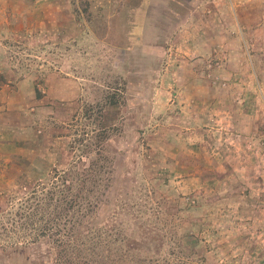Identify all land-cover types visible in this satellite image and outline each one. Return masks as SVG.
<instances>
[{"label": "rangeland", "instance_id": "obj_1", "mask_svg": "<svg viewBox=\"0 0 264 264\" xmlns=\"http://www.w3.org/2000/svg\"><path fill=\"white\" fill-rule=\"evenodd\" d=\"M2 20L1 197L99 144V221L133 264H264V0H0Z\"/></svg>", "mask_w": 264, "mask_h": 264}, {"label": "trees", "instance_id": "obj_2", "mask_svg": "<svg viewBox=\"0 0 264 264\" xmlns=\"http://www.w3.org/2000/svg\"><path fill=\"white\" fill-rule=\"evenodd\" d=\"M96 146L85 167L51 169L50 187L43 184L42 173L30 169L18 181L19 200L12 192L1 193L0 264H133V254L123 250L121 230L99 221L108 185L101 184L103 152ZM43 239L48 252L34 256L32 245Z\"/></svg>", "mask_w": 264, "mask_h": 264}, {"label": "crops", "instance_id": "obj_3", "mask_svg": "<svg viewBox=\"0 0 264 264\" xmlns=\"http://www.w3.org/2000/svg\"><path fill=\"white\" fill-rule=\"evenodd\" d=\"M9 7V6H8ZM8 7H6L5 6V8L4 9H6V11H10V9L8 8ZM11 7V6H10ZM1 10H3V9H1ZM22 10V14L24 15L25 13V11H24V8H22L21 9ZM5 28L6 27V22H5V20H2V21H0V28Z\"/></svg>", "mask_w": 264, "mask_h": 264}]
</instances>
